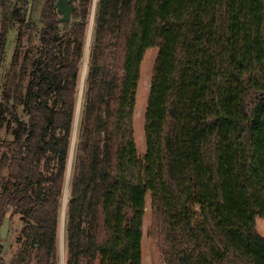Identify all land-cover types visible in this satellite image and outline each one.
Here are the masks:
<instances>
[{"label":"trees","instance_id":"1","mask_svg":"<svg viewBox=\"0 0 264 264\" xmlns=\"http://www.w3.org/2000/svg\"><path fill=\"white\" fill-rule=\"evenodd\" d=\"M56 1L44 0L40 46L23 55L29 0H0V69L9 23L21 25L0 103V264L16 214L11 264H58L64 207L66 264H142L148 193L166 264H264V0H97L88 54L94 0H71L68 22ZM151 47L140 156L133 119Z\"/></svg>","mask_w":264,"mask_h":264},{"label":"rangeland","instance_id":"2","mask_svg":"<svg viewBox=\"0 0 264 264\" xmlns=\"http://www.w3.org/2000/svg\"><path fill=\"white\" fill-rule=\"evenodd\" d=\"M96 1L97 0H94L92 17L90 22V30L88 34V42L86 45V54H88L91 45L93 17L96 8ZM43 2L44 0H29V2L25 6L28 10L27 19L31 21V26L25 28L26 34L24 37L23 55L25 54L26 50H31V49L37 50V48L40 46L39 29L43 25L42 22L40 21V12L42 9ZM73 3L75 5V2ZM10 4L15 8L20 5L19 0H10ZM2 20H3V13L0 5V26ZM9 25L10 26L7 34L6 51H5L2 67L0 69V103L5 102L3 99V88H4L3 84L5 81V73L10 67L12 55L14 53L17 44L19 29L21 27L19 21H12L9 23ZM158 51L159 48L157 47L148 48L146 50L144 59L141 64V74L138 83L136 105H135L134 119H133L135 143L137 147V152L140 156H143L146 151L145 114L148 104L151 80L153 76L154 63ZM85 72H86V68L84 66L81 75V89H83L84 87ZM11 101L12 104L10 105V107L15 105L13 99H11ZM16 109L18 116L27 120V115L23 112V108L20 105H18ZM76 132H77V128H75V135ZM1 136L3 139L8 141L13 139L11 129L7 126H5L1 130ZM73 140L75 143L76 141L75 136ZM72 153L70 156L71 163L73 160ZM6 173H7V167L3 169V174ZM67 194H68V184H66V190H65V195ZM9 218H10V225H9L10 229L8 235L6 236L5 239L1 238V241H4V249H5L4 257L5 260L7 261V264H11L13 258H15L17 255V250L19 248L17 237L19 236L21 228L24 226V223L20 219V215L18 214L12 216L9 215ZM65 225H66V209L64 207L62 212L61 225H60L59 237H58V264H66V259H67ZM257 228L262 233V235H264L263 217L260 216L257 217ZM165 250H166V243L164 239L163 230L161 226H155L153 211L151 207V194L148 193L146 195L145 212L143 216L142 264H166Z\"/></svg>","mask_w":264,"mask_h":264},{"label":"water","instance_id":"3","mask_svg":"<svg viewBox=\"0 0 264 264\" xmlns=\"http://www.w3.org/2000/svg\"><path fill=\"white\" fill-rule=\"evenodd\" d=\"M56 10L60 15V20L68 22L72 18V12L74 9V3L71 0H57L55 3ZM10 218L7 216L1 226V238L5 239L9 232ZM10 235V234H9ZM4 246V241H1Z\"/></svg>","mask_w":264,"mask_h":264}]
</instances>
